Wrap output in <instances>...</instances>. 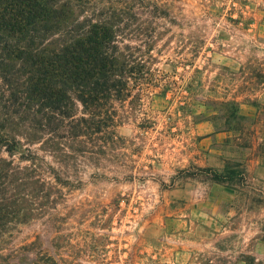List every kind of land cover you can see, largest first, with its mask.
Masks as SVG:
<instances>
[{
    "label": "trees",
    "instance_id": "trees-1",
    "mask_svg": "<svg viewBox=\"0 0 264 264\" xmlns=\"http://www.w3.org/2000/svg\"><path fill=\"white\" fill-rule=\"evenodd\" d=\"M249 3L0 0V264L66 262L59 248L48 249L39 236L19 244L21 228L46 225L64 191L83 185L81 164L99 165L103 158L126 153L131 140L119 134L123 125L131 122L134 139L142 138L150 118L137 113L152 99H184L180 103L186 105L200 74L196 61L222 51L230 37L247 35L254 21L245 16ZM223 71L228 69L217 74ZM231 73L242 81L221 104L239 120L240 106L259 109L264 63L251 54ZM256 117L264 122V108ZM192 168L180 173L215 184L227 181L206 168ZM168 183L158 182L172 189L176 180ZM240 261L256 259L241 256Z\"/></svg>",
    "mask_w": 264,
    "mask_h": 264
},
{
    "label": "rangeland",
    "instance_id": "rangeland-1",
    "mask_svg": "<svg viewBox=\"0 0 264 264\" xmlns=\"http://www.w3.org/2000/svg\"><path fill=\"white\" fill-rule=\"evenodd\" d=\"M245 16L254 18L246 36L230 37L222 51L196 61L200 74L186 105L180 103L184 99H152L137 113L150 118L143 137L134 139L131 122L123 125L119 134L131 140L126 153L99 165L81 164L83 185L65 190L46 225L22 227L16 241L39 236L48 249L61 250L63 264H243L241 256L264 264V122L256 119L264 93L259 109H237L239 120L221 104L242 81L231 72L246 57L253 54L264 63V0H250ZM222 68L228 71L218 75ZM245 143L250 147L240 146ZM194 166L227 181L215 184L180 173L194 172ZM96 173L103 176L93 180ZM173 179L172 189L158 184ZM178 190L188 191L190 199L174 197Z\"/></svg>",
    "mask_w": 264,
    "mask_h": 264
},
{
    "label": "crops",
    "instance_id": "crops-1",
    "mask_svg": "<svg viewBox=\"0 0 264 264\" xmlns=\"http://www.w3.org/2000/svg\"><path fill=\"white\" fill-rule=\"evenodd\" d=\"M173 196L179 199H186V200L190 199V193H188V191L178 190L175 193H173Z\"/></svg>",
    "mask_w": 264,
    "mask_h": 264
}]
</instances>
